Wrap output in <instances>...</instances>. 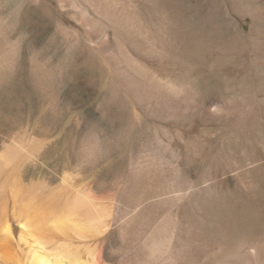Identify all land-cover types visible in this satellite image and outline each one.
Returning a JSON list of instances; mask_svg holds the SVG:
<instances>
[{"label":"bare ground","instance_id":"1","mask_svg":"<svg viewBox=\"0 0 264 264\" xmlns=\"http://www.w3.org/2000/svg\"><path fill=\"white\" fill-rule=\"evenodd\" d=\"M53 1L58 11L77 9L79 25L68 27V35L78 37L115 77L135 122L154 131L156 144L168 139L175 161L132 154L131 173L107 192L80 184L71 171L56 186L47 179L27 182L25 167L42 154L47 140L24 133L3 143L0 264H264V227L246 225L237 238L225 228L215 227L213 233L208 212L198 204L202 198L235 209L262 190L264 96L258 93L263 92L264 69L254 70L259 98L253 94L244 102L238 97L232 108L217 96L200 102L199 91L177 81L176 67L185 64L188 47L172 26L175 18L135 11L141 0ZM45 2L26 0L22 7L39 12ZM250 17L249 43L263 42L264 30L253 27L263 18ZM244 24L239 29L245 34ZM118 47L123 49L119 56L114 53ZM242 73L238 89L251 93L250 72ZM144 87L159 99L153 101ZM236 132L239 155L223 141ZM255 132L260 142L251 141ZM211 136L218 140L209 142ZM114 234L121 245L111 257L107 247Z\"/></svg>","mask_w":264,"mask_h":264},{"label":"rangeland","instance_id":"2","mask_svg":"<svg viewBox=\"0 0 264 264\" xmlns=\"http://www.w3.org/2000/svg\"><path fill=\"white\" fill-rule=\"evenodd\" d=\"M50 1L38 12L24 10L26 0H0V148L24 133L45 138L48 145L40 158L25 167L27 182L47 179L56 186L71 171L77 173L80 184L107 192L115 191L131 173L132 154L173 163L168 139L164 138L163 145L156 144L154 131L135 122L115 77L78 37L68 35L71 25H79L77 9L59 12L56 2ZM135 11L176 19L172 26L181 31L188 47L181 71L176 67L177 81L199 91L198 101L217 96L232 108L241 96L244 102L253 94L258 97L254 70L264 69V41L249 43L247 32L253 24L250 16L263 18L253 25L263 32L264 0H141ZM240 17L246 19L245 34L240 31L244 22ZM122 50L118 47L114 53L119 56ZM245 71L250 72L251 93L238 89ZM146 89L153 101L159 99ZM263 92L258 93L260 98ZM252 137L253 142L262 139L257 132ZM209 138L211 143L218 140ZM239 138L236 132L223 141L235 150ZM186 171L193 179L192 171ZM258 182L262 190L235 209L198 199L214 225L213 233L225 228L237 238L246 225L258 230L264 227V180ZM208 227H204L206 232ZM120 245V236L112 235L108 254L115 257Z\"/></svg>","mask_w":264,"mask_h":264}]
</instances>
